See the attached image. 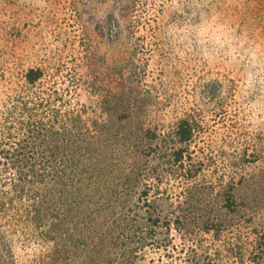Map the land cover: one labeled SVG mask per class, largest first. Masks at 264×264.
<instances>
[{
    "label": "trees",
    "instance_id": "16d2710c",
    "mask_svg": "<svg viewBox=\"0 0 264 264\" xmlns=\"http://www.w3.org/2000/svg\"><path fill=\"white\" fill-rule=\"evenodd\" d=\"M94 1L66 0L79 16L81 4ZM97 1H112V30L119 14L131 15L135 37L139 0ZM218 3L192 8L204 17ZM229 9L264 18V0H236ZM208 36L210 51L221 50ZM144 45L136 37L133 54L112 67L89 41L86 71L61 55L11 76L5 60L14 54L0 50V264H264V196L249 202L238 192L250 182L264 193V123L252 128L227 116L231 99L244 106L239 91L213 64L217 53L207 55L198 41L182 76L200 80L196 100L184 107L165 86L166 98L156 101L149 62L138 58ZM248 65L264 77V54ZM83 91L95 98L83 100ZM209 115L230 131L216 134ZM211 235L221 242L211 247Z\"/></svg>",
    "mask_w": 264,
    "mask_h": 264
},
{
    "label": "rangeland",
    "instance_id": "374dc122",
    "mask_svg": "<svg viewBox=\"0 0 264 264\" xmlns=\"http://www.w3.org/2000/svg\"><path fill=\"white\" fill-rule=\"evenodd\" d=\"M58 1L60 0H0V50H9L14 54L12 61L5 60L6 65L12 68L7 67L10 70L9 76L12 75V71L23 70L31 64L48 65L51 63L50 60L59 61L61 55L63 62L69 66L78 62L86 71L88 67H84L87 64L83 60L86 59V54L93 51L89 50L91 48L89 41L99 45L97 51L102 52L108 59L106 65L115 67L116 63L127 61L133 54V41L139 37V40L145 43L138 51L139 62L143 65L149 62V67H146L149 70L146 84L155 86L156 101L166 98L167 86L176 94L174 97L177 103L189 107L193 104L192 101L196 100L194 92L200 86V80L188 81L182 76L188 68L185 67L188 65L186 62L194 65L193 54L189 50L191 45L198 41L207 55L217 53L218 60L213 64H216V68L222 72L227 82L235 84L236 90L239 91L237 98L244 106L237 107L234 99H231L234 103L228 107L227 116L241 117L244 122H250L252 128L264 123V86L259 88L261 84L264 85V77L260 78L259 72L254 71L255 67L250 69L248 65L249 57L256 59L259 54H264V49L258 50L264 42V18L250 16L244 19L234 13L236 17L231 15L229 5L236 0H219L215 9L204 17L193 8L196 7V3L209 6L211 0H139L137 10L140 12L141 23L135 37L130 26L133 17L128 13L123 17L118 15L122 20L119 28L113 26L112 30L110 22H106L112 11V1L95 0L92 6L81 4L83 16L69 9L70 5L66 0ZM86 7L89 10H83ZM164 8L167 9L166 12H163ZM175 11H183L184 18L174 21ZM190 11L192 13L188 14ZM103 21L106 24L105 30L103 28L100 30L98 22ZM242 22L244 32L239 33ZM158 27L168 28L169 31H159ZM117 29L120 30L119 35H116ZM253 29L256 31L255 36L252 33ZM208 35L218 38L221 50L210 51L214 46L208 44ZM230 54H233L231 60L225 61ZM237 55L247 60L242 61L243 59H238ZM17 61H20V66L16 65ZM2 64L0 62V66ZM218 64L223 66L219 67ZM253 64L258 66L257 70L263 67V63L257 64L255 60ZM180 67L182 72L177 73ZM14 77L18 78L17 75ZM196 77H199V72ZM204 77H208V73ZM115 84L116 82L113 83ZM5 89V86H0V96ZM93 98L95 96L90 92L83 91V100ZM208 119L211 120L210 123L215 124L218 130L215 131L216 134L219 132L225 136L230 131L229 126L214 122L218 119L217 115H209ZM238 192L242 200L249 202L256 196H264V193L256 191L250 182L243 184ZM258 210L259 214H264L263 201ZM209 237L211 247L221 242L215 241L212 235Z\"/></svg>",
    "mask_w": 264,
    "mask_h": 264
}]
</instances>
